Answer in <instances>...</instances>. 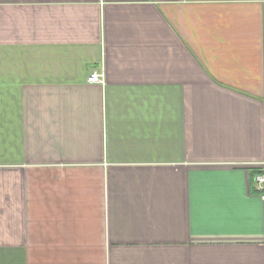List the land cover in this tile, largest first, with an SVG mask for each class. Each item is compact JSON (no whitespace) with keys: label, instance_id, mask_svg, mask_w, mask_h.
I'll list each match as a JSON object with an SVG mask.
<instances>
[{"label":"crops","instance_id":"1","mask_svg":"<svg viewBox=\"0 0 264 264\" xmlns=\"http://www.w3.org/2000/svg\"><path fill=\"white\" fill-rule=\"evenodd\" d=\"M260 175L264 0H0V264H264Z\"/></svg>","mask_w":264,"mask_h":264},{"label":"built area","instance_id":"2","mask_svg":"<svg viewBox=\"0 0 264 264\" xmlns=\"http://www.w3.org/2000/svg\"><path fill=\"white\" fill-rule=\"evenodd\" d=\"M103 76L98 74L97 72H93L88 76L87 82L89 84H102L103 83ZM256 184H257V189L260 192L264 193V175H260L256 178ZM262 199H264V194L262 195Z\"/></svg>","mask_w":264,"mask_h":264}]
</instances>
